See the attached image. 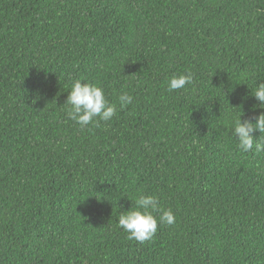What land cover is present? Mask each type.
<instances>
[{
    "label": "trees",
    "instance_id": "obj_1",
    "mask_svg": "<svg viewBox=\"0 0 264 264\" xmlns=\"http://www.w3.org/2000/svg\"><path fill=\"white\" fill-rule=\"evenodd\" d=\"M74 79L116 116L69 120ZM257 83L264 0H0V264H264V152L229 134ZM140 194L175 215L142 244Z\"/></svg>",
    "mask_w": 264,
    "mask_h": 264
},
{
    "label": "clouds",
    "instance_id": "obj_2",
    "mask_svg": "<svg viewBox=\"0 0 264 264\" xmlns=\"http://www.w3.org/2000/svg\"><path fill=\"white\" fill-rule=\"evenodd\" d=\"M192 83L191 73L173 75L168 80L167 87L169 91H176ZM250 95L257 101L249 109L251 115L245 118L243 104L248 97H241V105L238 107L241 112L230 116L229 134L237 142L240 151L254 150L260 153L264 152V83H257L255 88L251 89ZM133 100L134 97L127 92L118 96L120 108L132 104ZM64 105L67 106V118L79 125L81 130L89 125L99 126L101 121H111L117 114L116 104L108 100L101 86L81 79L73 80ZM174 223L173 211L170 208L162 209L156 195L140 194L135 198V207L131 204L130 209L122 211L118 218V226L127 233V238L141 244L150 241L159 226H171Z\"/></svg>",
    "mask_w": 264,
    "mask_h": 264
}]
</instances>
